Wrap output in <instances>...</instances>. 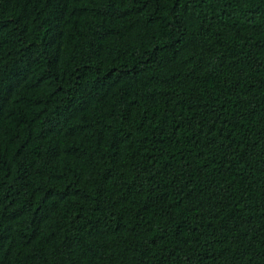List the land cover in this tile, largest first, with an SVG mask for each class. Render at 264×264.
<instances>
[{
	"label": "trees",
	"instance_id": "1",
	"mask_svg": "<svg viewBox=\"0 0 264 264\" xmlns=\"http://www.w3.org/2000/svg\"><path fill=\"white\" fill-rule=\"evenodd\" d=\"M0 264H264V0H0Z\"/></svg>",
	"mask_w": 264,
	"mask_h": 264
}]
</instances>
